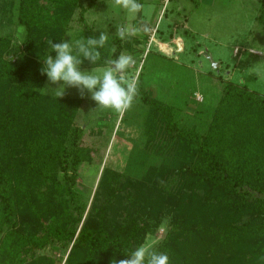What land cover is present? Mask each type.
Masks as SVG:
<instances>
[{
  "label": "trees",
  "instance_id": "obj_1",
  "mask_svg": "<svg viewBox=\"0 0 264 264\" xmlns=\"http://www.w3.org/2000/svg\"><path fill=\"white\" fill-rule=\"evenodd\" d=\"M99 5L0 0V32L12 24L23 31L21 46L0 34V264H60L35 255L49 246L68 252L64 264H111L129 258L163 218L154 250L169 264H264V97L243 86L224 85L203 134L143 96L144 147L159 153L156 171L138 180L103 168L91 200L77 189L80 167L92 161L75 126L82 101L44 92L41 69L45 55H56L47 41H65L74 16L84 22ZM113 41L93 67L132 42Z\"/></svg>",
  "mask_w": 264,
  "mask_h": 264
},
{
  "label": "rangeland",
  "instance_id": "obj_2",
  "mask_svg": "<svg viewBox=\"0 0 264 264\" xmlns=\"http://www.w3.org/2000/svg\"><path fill=\"white\" fill-rule=\"evenodd\" d=\"M142 5L138 14H132L114 0H101V5L85 13L84 22L78 21V14L74 16L65 39L75 43L88 39L90 33L95 37L106 33L105 46L113 40H119L118 45L132 41L120 54H130L136 61L127 75L137 79L138 95L125 112L99 107L91 93L85 90L82 97L75 87L65 86L60 97L82 101L75 126L83 131L92 161L80 167L77 189L89 200L103 168L138 180L158 168L159 153L144 147L143 120L150 106L144 104L143 96L169 105L180 127L194 128L200 134L212 120L224 85L243 86L264 97V29L255 20L257 0H142ZM125 25H147L149 31L120 39L116 27ZM0 34L11 35L13 44L21 46L20 27L9 25ZM81 60V71L94 69L100 73L108 66L93 67L89 60ZM62 83L51 84L47 78L44 92L54 94L45 88ZM172 183L177 186L180 182L175 177ZM166 223L163 218L144 244L154 250L164 238ZM67 254L52 246L35 253L60 264H64Z\"/></svg>",
  "mask_w": 264,
  "mask_h": 264
},
{
  "label": "clouds",
  "instance_id": "obj_3",
  "mask_svg": "<svg viewBox=\"0 0 264 264\" xmlns=\"http://www.w3.org/2000/svg\"><path fill=\"white\" fill-rule=\"evenodd\" d=\"M117 6L122 7L129 13L138 14L143 5L138 0H114ZM141 30L149 31L147 25L141 27L125 25L116 27V35L120 39L137 35ZM106 33H101L99 37L77 40L75 43L62 41L53 43L48 40L47 44L51 51L55 52V58L51 55L44 56V67L41 69L47 75L51 84L63 82L56 88H45L52 90L57 97H62L65 93V86L75 87L83 97L84 91L91 93V99L97 106L105 109H113L117 112H125L130 109L138 95V81L127 75V70L134 67L135 59L130 54L121 53L115 59L108 60L107 67L100 73L92 69L81 71V57L91 63H97L102 48L107 42ZM129 253V258L115 260L111 264H169V256L165 252L153 250L149 245L142 244Z\"/></svg>",
  "mask_w": 264,
  "mask_h": 264
},
{
  "label": "crops",
  "instance_id": "obj_4",
  "mask_svg": "<svg viewBox=\"0 0 264 264\" xmlns=\"http://www.w3.org/2000/svg\"><path fill=\"white\" fill-rule=\"evenodd\" d=\"M164 1H166V2H167V0H164Z\"/></svg>",
  "mask_w": 264,
  "mask_h": 264
}]
</instances>
